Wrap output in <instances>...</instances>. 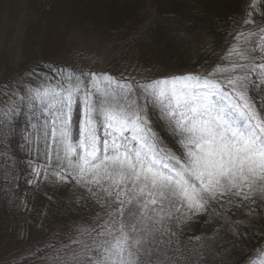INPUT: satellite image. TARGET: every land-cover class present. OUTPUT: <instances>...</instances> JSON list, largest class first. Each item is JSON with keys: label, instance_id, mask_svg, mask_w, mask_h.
Wrapping results in <instances>:
<instances>
[{"label": "snow or ice", "instance_id": "1", "mask_svg": "<svg viewBox=\"0 0 264 264\" xmlns=\"http://www.w3.org/2000/svg\"><path fill=\"white\" fill-rule=\"evenodd\" d=\"M254 23L248 11L243 24ZM257 27L235 34L226 63L207 74L139 81L50 66L59 74L54 84L45 74L37 87L0 85L6 98L0 137L15 132L17 116L26 118L27 183H74L103 213L70 238L78 247L66 245L59 264H208L203 245L179 239L204 217L233 238L234 248L244 241V221L233 216L264 211V23ZM254 92L261 94L260 109ZM153 115L179 155L161 142ZM219 235L217 229L207 239ZM243 264H264V245Z\"/></svg>", "mask_w": 264, "mask_h": 264}, {"label": "trees", "instance_id": "2", "mask_svg": "<svg viewBox=\"0 0 264 264\" xmlns=\"http://www.w3.org/2000/svg\"><path fill=\"white\" fill-rule=\"evenodd\" d=\"M24 3L39 5L44 14L49 5L66 7L78 26L104 33L106 38L118 41L121 48L126 47L120 56L124 60L140 59L148 65L151 51L155 63L149 64L151 74L148 77L156 78L191 71L189 63L192 60L199 63L206 60V71L201 74H207L217 65L226 63L224 57L236 43L235 34L250 29L258 32L257 25L264 23V0H260L255 10L249 8L251 0H0V11L4 10L3 5ZM248 11L252 12L255 22L252 25L243 24ZM29 17L17 26L15 35L25 37L33 32L39 39L43 26L34 22L35 15ZM6 23L3 19L0 21V34L6 32ZM127 29V40L115 33ZM258 39L252 38L253 42ZM31 41V49L14 64L15 72L4 73L0 85L24 81L37 87L45 74L54 84L59 74L50 72L49 67L69 68L62 62L38 55L37 40L33 37ZM241 46L252 48L254 44ZM253 55L257 63L262 62L256 53ZM162 62L173 64L175 68L159 76L158 65ZM33 69L37 73L35 78L31 76ZM252 95L260 109L261 94L254 92ZM5 99L0 95V122L5 119ZM25 120L23 114L17 116L13 122L15 132L9 137H0V264H59L66 245L78 247L70 238H76L79 229L94 227L97 213H103L89 199L88 193L74 183L41 181L39 186L27 183L32 177L27 150L22 147ZM152 125L161 142L179 155L175 138L155 115ZM233 218L244 221L241 230L245 231L244 241L235 248L233 238L219 225L206 222L207 217L191 222L179 239L185 242L191 239L193 244L203 245L208 264H243L247 253L264 245V211L252 218L237 211ZM217 229L220 235L215 241L208 240ZM196 237L201 239L197 241Z\"/></svg>", "mask_w": 264, "mask_h": 264}, {"label": "rangeland", "instance_id": "3", "mask_svg": "<svg viewBox=\"0 0 264 264\" xmlns=\"http://www.w3.org/2000/svg\"><path fill=\"white\" fill-rule=\"evenodd\" d=\"M35 1V0H34ZM4 10L0 11V21L7 23L5 33L0 34V81L3 74L11 71L15 72L14 64L25 57L31 49V40H37L38 55H44L46 59H51L57 63L62 62L67 67L77 70H87L93 72H107L115 77L131 76L138 79H146L151 74V61L153 53L149 51L150 60L148 65L144 60L130 58L124 60L120 58L123 54L120 43L114 38H106L101 32H90L78 26L74 17L65 8L59 5H49L47 14L40 10L39 5H3ZM105 14V13H104ZM30 15H35V23L41 27V34L38 39L37 34H27L23 37L15 35V29ZM18 26V27H17ZM1 31V29H0ZM120 39L127 40L129 31L120 30L115 32ZM149 50V47H148ZM7 53V54H6ZM260 60L262 53L257 48L255 52ZM10 58H9V57ZM5 57V61H2ZM6 58H9L6 60ZM15 58V59H14ZM124 58V57H123ZM14 59V60H13ZM207 61L201 63L192 60L189 63L190 70L194 72H205ZM13 64V65H12ZM175 68L173 64L169 66L164 62L159 63L158 72L161 76L164 72ZM3 72V73H2ZM162 73V74H161ZM178 73V72H173ZM173 73H169L173 75ZM164 75V74H163Z\"/></svg>", "mask_w": 264, "mask_h": 264}]
</instances>
